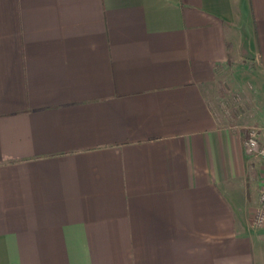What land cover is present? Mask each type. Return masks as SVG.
<instances>
[{"label":"crops","instance_id":"1","mask_svg":"<svg viewBox=\"0 0 264 264\" xmlns=\"http://www.w3.org/2000/svg\"><path fill=\"white\" fill-rule=\"evenodd\" d=\"M232 66L264 0H0V264H264Z\"/></svg>","mask_w":264,"mask_h":264},{"label":"rangeland","instance_id":"2","mask_svg":"<svg viewBox=\"0 0 264 264\" xmlns=\"http://www.w3.org/2000/svg\"><path fill=\"white\" fill-rule=\"evenodd\" d=\"M250 69H240L230 67L224 72L223 92L226 98L236 95V103L232 106L231 111L235 109L244 110L249 121L264 122V87L257 81V76ZM224 98V101L226 100ZM236 107V108H233ZM254 116L257 117L255 120Z\"/></svg>","mask_w":264,"mask_h":264},{"label":"built area","instance_id":"3","mask_svg":"<svg viewBox=\"0 0 264 264\" xmlns=\"http://www.w3.org/2000/svg\"><path fill=\"white\" fill-rule=\"evenodd\" d=\"M244 153L251 160L261 163L264 168V135L255 127H250L243 142ZM253 223L264 227V171L260 177L258 189V207L253 215Z\"/></svg>","mask_w":264,"mask_h":264}]
</instances>
